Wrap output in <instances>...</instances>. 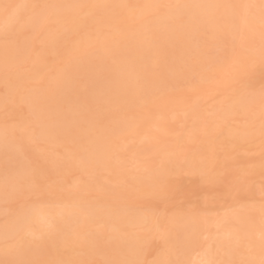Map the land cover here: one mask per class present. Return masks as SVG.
I'll return each mask as SVG.
<instances>
[{
	"label": "bare ground",
	"instance_id": "1",
	"mask_svg": "<svg viewBox=\"0 0 264 264\" xmlns=\"http://www.w3.org/2000/svg\"><path fill=\"white\" fill-rule=\"evenodd\" d=\"M157 1L44 0L38 7L32 8L31 0H0V36L5 35L6 31L13 35L11 41L0 42V70L5 66L18 64L24 57L33 62L31 72L25 75L12 72L1 80L6 84V98L26 103L28 114L26 118H18L17 128L22 131L20 140L10 132L9 126L3 127L0 122V200L6 199L10 192L18 187L19 178L35 170L27 164L24 165L22 157L17 155L18 148L25 145L22 141L28 137H37L47 144H59L68 139L69 144L65 147H68L71 157L67 159L68 166L64 164L67 166L65 168L76 166L85 174L103 169L111 173L108 177L110 183L100 184L104 194L98 197V200H87L86 196L66 190L57 192L55 198L65 203L61 208L29 204L10 215L6 223L0 226V240L11 236H20L21 239L11 248V252H4L11 256L0 258V264H16L18 261H35L38 264H108L125 259H140V254L142 255L145 249L144 234L133 233L131 226L140 228L141 224L148 220L147 222L151 223L145 227L152 232L157 230L160 222L151 215L132 210L127 203L129 199L126 193L114 190V184L130 178L131 189L158 194L161 191L160 185L165 183V187L166 183L169 184V177L176 173L179 167L201 172L202 177L207 176L208 171L218 170L220 164L213 166L211 149L220 131L225 134L223 140L233 144L234 148L239 147L240 141L253 136L264 140V107L260 104L262 95L259 91L260 95L245 94L221 102L216 106L214 114L220 117L222 123L234 114L246 115L256 107L259 111L251 116V119L257 122L255 126L231 129L228 124L221 126L219 123V130L220 126L214 124L211 119L210 127L202 131L200 141L193 145V153L183 154L184 145L181 146L180 143L181 164L175 155L179 149V144L175 145L178 139L171 140L173 143L170 144L162 143L163 141H159L160 135L156 133H150L147 141L128 152L134 153L133 160L136 162L141 161L142 155L154 153L158 159L155 162L159 163V167L154 168L153 164L143 161L142 164L140 162L138 171L135 172L136 168H133L134 172H128L124 168L121 154L118 156L122 162L114 161L117 157L114 154L116 145L121 144V139L127 140L125 137L128 134H134L135 138V133L139 134L140 129H145V132L150 127L162 125V119L159 117H163L169 108L165 102L168 96H155L157 88L165 89V83L176 80V86H181L183 81L192 79L191 76L195 74L199 79H208L209 76L212 77V72L217 71L218 78L213 75L214 79L223 81L224 73L233 69L234 76H237L235 73L239 68L252 59L261 58V49L264 47V14L260 8L262 0H173V6L236 7H173L172 10L159 14L154 22H147L145 16L157 9ZM3 4L29 7L10 9L8 14H5ZM246 5L253 7H245ZM13 11L17 12L18 20L9 18ZM52 24L60 25V29L53 30ZM88 25L94 29V33L74 42ZM42 26L46 34L43 38V51L38 54L34 51V41L25 35L28 30ZM104 26H108L109 31L106 32ZM204 35L206 37H202ZM224 35L230 38L227 39L230 43L235 41V47L231 46V43L230 47L223 48L224 52H218L219 54L213 57L204 53L206 47L221 44ZM66 38L72 39V48L83 55L80 58L68 57L62 66H58L52 77L44 75V64L47 63L45 59L49 58L46 54L52 55V52L66 50L68 47H59L61 41ZM92 44L98 48V52L87 54L86 51ZM236 44L241 47H236ZM167 46L171 47L174 53L173 57H170L173 58L171 61L168 60L169 57L166 60L167 53L164 48ZM257 47L259 51H256ZM206 68L208 71L204 70ZM39 76L46 81L41 88L27 90L25 93L19 90L18 87H22L27 79H36ZM79 76L82 77L81 80L78 79ZM80 81L85 83L83 86L88 91L86 99L81 101L74 99L81 86ZM178 91L183 92L179 88ZM159 93L161 94V90ZM2 98L0 105L4 102ZM183 100L178 99V107L185 104ZM93 105L98 108L107 107L106 110L110 112L104 119L103 116L92 117L90 112ZM133 106L138 108L134 109ZM87 107L91 108L87 110ZM120 109L125 110V113L117 114ZM197 112L193 109L191 117H198L200 113ZM31 119L33 124L26 125L27 120ZM196 123V128L203 125L199 124V121ZM183 136L180 134V142L184 141ZM70 142L74 145L69 146ZM45 160L57 163L49 155H46ZM8 162L11 166L6 170ZM241 163L244 162L241 160ZM227 166L224 165L226 168ZM260 168H264V161L254 164V167H246L244 164L241 169L254 173ZM97 179L93 178L94 182ZM93 180L88 181L93 183ZM88 181L84 184L91 188L92 185ZM96 183L99 182H95V185ZM21 187L31 189L28 183ZM125 190L128 192L130 189ZM107 192L109 194H106ZM257 211L260 216L248 217V212L238 210L230 216L216 219V222L214 219L207 221L193 216L175 218L171 221V230L164 233L163 241L180 247L178 254L175 251L173 253L172 249L171 256L174 261L179 259L183 264H207L208 261L213 264H236L235 256L238 253L245 255V260L242 257L238 264H243V260L246 264H257L264 260V211L262 207ZM97 221L105 224L104 227L94 228ZM210 225L215 227L214 231ZM202 231V234L205 231L210 236L207 235L206 239L200 238ZM60 247H66L67 251L60 250ZM169 247L171 248V245ZM168 252L171 253V250ZM196 252H200L199 257H196ZM197 258L199 261L195 263L194 259ZM156 261L164 264V255Z\"/></svg>",
	"mask_w": 264,
	"mask_h": 264
},
{
	"label": "rangeland",
	"instance_id": "2",
	"mask_svg": "<svg viewBox=\"0 0 264 264\" xmlns=\"http://www.w3.org/2000/svg\"><path fill=\"white\" fill-rule=\"evenodd\" d=\"M43 1L44 0H31V5L39 6ZM174 1L173 0H158L155 4V6H161L155 9V11H157L158 13H156L155 11H151L150 13H148L147 16H145L147 18L146 21L154 22L155 18L159 14L165 11H168L169 9L172 10L173 7H164V6H173ZM134 22L136 23V21ZM258 25L260 26V24ZM86 27L87 28H85V31H88L89 28H90V31L88 32L82 31L81 32L82 34L80 33L78 35V38L79 37L80 38L79 39L77 38L76 40H74V42L80 41L83 36L84 37L90 36L91 34L94 33V29L91 28L90 25ZM107 28L109 27L104 26V30L106 29V32L107 30L109 31L110 29V28L109 29ZM54 29L55 30L60 29V25L55 24L53 26V30ZM45 34H46L45 28L42 26V27H36L35 29L30 30V31L28 30L27 34L25 35L26 38L29 37L31 40L34 41L32 42L35 45L34 51L38 52V54L41 53V51H43V45H44L43 38L45 37ZM9 35L11 37L13 36L11 34ZM4 37L5 35L0 36V42L5 41ZM202 37H206V35ZM225 38L224 39L222 38L221 41L224 43V41L226 40L227 43L229 44L227 43L223 44L220 41L221 44L216 43L217 46L213 44L212 46L210 45L206 47L204 53L211 55L213 57V55L216 56V54H219L218 52L220 53L224 52L223 48L230 47V44L232 43L228 41L230 39L229 37L227 38L226 36ZM74 42L70 38L63 39L59 47L60 48L64 46L68 47L66 50H62V52H59V53L52 52V55H50L51 53L46 54V57H49V58L45 59L47 63L45 62L44 64L45 66L43 70V72H45L44 75H48L52 77L54 72L60 66H62V64L67 60L68 57L69 58L70 57L80 58L83 55L82 52L80 53L76 49L72 48V45H74ZM234 42L232 43L231 46L235 44ZM69 44L70 46H68ZM238 44H236V47H241V45H238ZM258 47L260 50V46ZM258 47L256 51L258 50ZM255 48L253 50H255ZM164 49L166 50V53H167L166 60L168 57L169 58L173 57L174 53L171 47L167 46ZM97 50L98 48L95 47L94 44H92V46L88 49V51H86V53L92 54L94 52H98ZM169 58L168 60L170 61L171 59L173 60V58H170V59ZM24 60L18 61V64L16 63V65L14 64V65L5 66L1 68L0 70V73H1L0 74V98L3 97L2 99L4 100L3 104L0 105V122L3 124V127L9 126L10 127L9 129H11L10 132L14 133L16 135V138L17 139L19 138L18 140H20L21 138L20 133L22 132L20 129L17 128L18 118L27 117L28 112H26V110L28 106L26 103H23V102L18 103V102H15L14 100L6 98L7 96L5 95L6 84L4 83V81L2 82L1 80L2 78L6 77L7 74L10 76L12 72H16L19 74L21 73L22 75L23 74L25 75L26 73L31 72L30 69L33 64L32 60L30 61V58L28 57H24ZM252 64L255 65L254 69L251 71V73L244 76L243 78H240L238 76L237 74L238 72L235 73V75L237 76H234L233 69H230L229 72L226 71L224 73V75L226 76V77L225 76L223 77L224 80L221 81L219 79L218 81L217 79L218 72L215 71L216 73L214 72L215 73L214 74L212 72L211 73L212 77L209 76L208 79H205V78L199 79L198 78L199 76L195 74L194 75L195 78H193L194 76L192 75L191 76L192 79L190 78L186 81H183L185 84L182 82L183 85L181 84V86L180 85L176 86L177 84L176 82L177 80H176L173 82L171 81V82L165 83L164 84L165 89L157 88L158 91L156 90V92L154 90L153 92L158 94V95L155 94V96L157 97L162 96V97L167 98L168 96V98L166 99L167 101L165 100V102L169 106V108L166 109L164 113L165 117L164 116L159 117V119H162V122H163L162 125L156 128L154 126L150 127L149 130L145 132L143 131L145 129L143 130L140 129L141 132L138 131L139 134L137 132L135 133V138L133 137L134 134H131V135L128 134L125 138H127V140L129 141H127L126 139H123V140L121 139L120 141L121 144L118 143L116 145L117 148L114 154L117 157L115 156L116 158L114 159V161L117 163H120L122 162L121 158H123L124 168L128 172L130 171L134 172L135 168H136L135 172L138 171L140 167L139 166L140 162L142 164L143 161L153 164L152 167L154 166V168L159 167L158 166L159 163L155 162V161H158V159H157L156 154L154 153L152 154L151 152H149V153L142 155L140 157L141 161H137V162L136 160L135 161L133 160L134 153H129L132 150L131 148L137 149V147H140L139 145H141L142 142L147 141L146 139H148L147 137L149 136L150 133H156L160 135L159 141L160 142L163 141L162 143L170 144L171 140L173 141V139L175 138L178 139V142H177V139L175 140V143L177 142L175 145L179 144L177 145L179 146V149L177 153H175V155L177 157L176 159L177 160L179 159V163L181 164L180 143H181V146L184 145L183 146L184 148H182L183 154H187L189 152L193 153L194 150L192 151V149L195 148L193 145L195 144L197 145L198 142L200 141L199 137L202 135V131H205L207 128L210 127L209 126L210 120L212 119L211 121H213L214 124H217L220 126L219 124L221 123L220 117L214 115L216 114L215 111L217 109L216 108L217 105L221 104V102L223 101H229L230 99L232 100L236 96H241L245 94L251 95L254 93L255 94L258 93L260 95L261 90L264 89V70H262L261 58L259 60L252 59L250 62L244 65V67H247L248 65H252ZM4 68L6 69V72H4L5 71ZM207 69L208 68L204 70H207ZM41 75L43 76V74ZM213 75L217 78L214 79ZM78 79L81 80L82 77L79 76ZM45 82H46L45 79H41V77L39 76L36 79H31V78L27 79L26 82L22 85V87H18V88L19 90L21 89L20 90L21 92L25 93V91L27 90L41 88V86ZM227 82H229V84ZM79 84L78 85L82 89L79 87L78 92L75 95L74 99L81 101L83 99H86L88 91H86L85 86H83L85 85L84 82L82 83V81H80ZM188 84H190L191 88ZM178 88L179 90L182 89L183 92L182 91L179 92ZM187 89L189 91H187ZM160 90H161V94L159 93ZM165 92H167L166 93L167 95L165 94ZM178 99H184L183 101H185V104L183 106L178 107ZM260 101H261L260 104L262 105V107H264V97H262ZM91 107L90 108L93 110L92 112H90V116L92 117H102L103 116L102 119H104V117L107 116V114L110 112L109 110H106L107 107L98 108L97 105L96 106L93 105ZM90 108L87 107V110ZM133 108L136 109L138 107L133 106ZM112 109H115V107H112ZM193 109H195V111L196 110L198 111L197 114L200 113L199 114L200 117L199 115L196 118L191 117L192 116L191 111ZM84 110L86 109L84 108ZM258 111H259L258 108L254 107L246 115L245 114H234L233 116H230L229 119H226V122L223 121L221 123V126L228 124V128H231V129H234V127L235 128L237 127H241V128L251 127L252 128L253 126L257 124V122L253 118L251 119V116L252 117L254 116V114L252 115V113H257ZM93 113H95V116H93ZM118 113H125V110L120 109V111H118L117 114ZM196 121H199V124H203L202 126H200V128L198 126L200 131L199 130L197 131L198 129L196 128L197 126L195 127V125L197 124ZM30 123L31 125L33 124L32 119L29 121L27 120L26 125L29 126ZM0 126L2 125L0 124ZM221 126L219 130H221ZM180 134L184 135L183 136L184 141L182 142H180V137H179ZM187 136H190V137H187ZM224 136H225L224 132L220 131V135L218 138L215 139V142L213 143L212 149H211V151H213L211 153L212 154L211 159L213 160V166L216 167L217 164H220L219 165L220 167L217 168L218 170L216 171H213V172L208 171L209 174L205 177H202L201 172H196L194 170L193 172L188 171V170H183L181 169V167H179L176 170L177 172L172 174L169 177L171 181L169 184L166 183V185L168 186L165 185L164 187L163 185L165 183L163 184L162 182L163 185H160V187H164V188L159 187L161 191L158 194H152V193H147V192L144 193V192L139 191L138 189H131L130 187L131 179L130 178L123 180V181H119L118 182L119 184L118 183L114 184V187H116V189L114 190L116 191L120 190L126 193L125 195L129 199L127 203L132 208V210H135L138 213L140 212V214L143 213L145 215H149V216L151 215L153 219L156 218L158 219V222H160L159 226L157 227V230L152 231V232L150 229H147L145 227L146 224L148 225L149 223H151V222H147L148 220L144 221L143 222L144 226L141 224L142 227L140 228L139 226L137 227L131 226L133 233L139 234V235L144 234L143 239L145 242L143 243V246L145 248L144 250L146 251L143 250L142 255L140 254V259L147 260L149 264H151V262L156 261L158 257L164 255V264H167L169 260L174 261L173 257L171 256L172 249H173V253L175 251V253L177 252L178 254L181 251L180 247L178 248V246L174 243H166L165 241H163V238L165 235L164 233L168 232V230L169 231L171 230L170 228L172 227L171 221L175 218H180L184 216H193L197 218L200 217L201 219H206L207 221H211L212 219H214L216 222L217 221L216 219L225 218L226 216H230L236 213V211L238 210H244L245 212H248L249 213L248 217L260 216L259 215L260 213H258L257 211L259 207H262L264 211V168H260L256 170L254 173H249L241 169L242 166H244V164H246V167H254V164H258L259 162L264 161V140H262V138L260 137L253 136L252 138H248V139L240 141L239 147L237 146L234 148L233 144L231 145L230 142H225L223 140ZM140 138L141 140L137 141V139H140ZM29 139L30 137H28L25 141H22V143L25 144L26 146L22 144L23 146L18 148L17 155L22 157L24 165L27 164L29 167L31 166L32 170L35 169L33 170L32 173L30 171L27 174V176L32 175V174L38 175L40 177L39 188L38 190L33 191L32 189H29V188L26 189L21 186H18L15 190L10 192L11 194H9V196L6 197V199L2 198L0 200V226L6 223L10 215L14 214L19 209L28 206L29 204H35L36 206L42 205V207H46V208L51 207L54 209L63 207L65 203L59 200H55V198L58 195V193L66 191V190L69 192H74L80 196H86L87 200H92V201H95V199L98 200L97 198L100 197L102 194H104V189L103 188L101 189L100 184L110 183L108 177L111 175V173L109 171L103 169L101 171L96 170V172L92 171V173L90 174H85V173H82L81 170L76 166L65 168L66 165L64 166V164H67L68 166L67 159H70L71 157V155H69L70 152H68L69 150H67L68 149L67 146L69 144L67 143L68 139L64 140V142H59V144L58 143L57 144H53V143L47 144V142L41 141L40 139H37V137L35 138L33 137L30 140ZM66 144H67L66 146L67 148L65 147ZM72 145H74V143L70 142L69 146H72ZM119 145L122 147H120ZM118 154L119 155L121 154L120 155L121 158L118 156ZM46 155L52 156L56 160L57 163L46 161L45 160ZM241 160L244 163H241ZM245 162H248V163H245ZM60 164L61 166H59ZM170 164L172 165L173 163L171 162ZM225 164L228 165L227 168L224 167ZM9 165L10 163L8 162V164H6L7 166L6 170L10 168L11 165L10 166ZM42 165L44 166L43 168L41 167ZM221 165L223 167H221ZM63 167L65 169H63ZM93 178L94 180L95 178L96 179L98 178L95 182L98 181L99 183H96L95 185ZM88 180H93V183H91L92 181L90 182ZM87 181L91 183L92 185L91 188L89 186H85L84 183H87ZM125 189H130V190L129 191L127 190L128 192H126ZM236 191L240 193L239 196H235L232 194ZM111 192H114V191H111ZM106 194H109V193L107 192ZM152 222H154V220H152ZM95 223L96 224L93 226L94 228H101V227L103 228L105 225V224L103 225L99 221ZM213 228L215 227H213L212 225L211 229ZM202 233L203 231L201 232V236H200V238L202 239L203 238L206 239L207 235L210 236L209 233L206 234L205 231H204L205 235ZM25 235H28V234H25ZM20 239H21L20 236L19 237L11 236L10 238H6V240L4 239L0 240V251L2 252L0 254V258L11 256L9 253L5 254L4 252H11L10 251L11 248L15 247V245ZM170 245H171V248L169 247ZM59 249L64 252L67 251L66 247H60ZM169 249L171 250V253L168 252ZM199 253L200 252L195 253L196 257H199L198 255ZM239 254L241 253H238L235 256L236 264H238L237 263L239 262L238 260H241L242 257L245 256V255L242 256V254L241 255ZM244 260H245V257H244ZM244 260H243V264L245 263ZM194 261L195 263H197L199 260L197 258V259H194ZM259 263H261V261Z\"/></svg>",
	"mask_w": 264,
	"mask_h": 264
},
{
	"label": "snow or ice",
	"instance_id": "3",
	"mask_svg": "<svg viewBox=\"0 0 264 264\" xmlns=\"http://www.w3.org/2000/svg\"><path fill=\"white\" fill-rule=\"evenodd\" d=\"M20 7H29V6H20V5H11V4H3L2 8L3 11L5 12V14H8L10 9H19ZM30 7L32 8H36L38 7L37 5H31ZM157 7H161V6H157ZM164 7H176V8H190V7H215V8H220V7H236V6H232V5H208V6H201V5H196V6H192V5H175V6H164ZM245 7H253V6H248L246 5ZM262 14H264V0H262V3L260 5ZM10 19L13 20H18V15L16 11H13L11 16L9 17ZM5 41H11L12 37L7 33V31L5 32ZM14 42V41H13ZM261 66H262V70H264V47H262L261 49ZM255 65H248L247 67H241L238 69V76L240 78H243L244 76L248 75L249 73H251V71L254 69ZM261 95L262 97H264V89L261 90ZM262 136H264V133H262ZM28 183L31 185V189L33 191L38 190L39 188V183H40V177L36 174H32L29 176H25V177H21L17 180V185L18 186H22L23 184ZM235 196H239V192L236 191L234 193H232ZM16 264H38V262L35 261H18L16 262ZM108 264H149V262L147 260L144 259H125L122 261H113V262H108ZM151 264H160V262L157 261H153L151 262ZM167 264H183V261L177 259L175 261H168ZM207 264H213V262L208 261ZM261 264H264V260H261Z\"/></svg>",
	"mask_w": 264,
	"mask_h": 264
}]
</instances>
